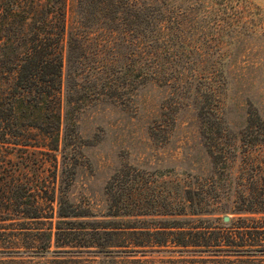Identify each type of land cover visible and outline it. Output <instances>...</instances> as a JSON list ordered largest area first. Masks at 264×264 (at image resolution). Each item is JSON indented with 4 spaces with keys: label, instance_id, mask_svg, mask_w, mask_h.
<instances>
[{
    "label": "trees",
    "instance_id": "trees-1",
    "mask_svg": "<svg viewBox=\"0 0 264 264\" xmlns=\"http://www.w3.org/2000/svg\"><path fill=\"white\" fill-rule=\"evenodd\" d=\"M216 1L74 0L68 22V0H0V264H264V160L251 155L264 115L248 107L233 134L220 99L225 47L256 32L244 0ZM146 83L169 90L161 118L194 110L215 169L242 156L238 202L212 208L218 183L116 179L96 216L62 194L81 158L79 115L128 108Z\"/></svg>",
    "mask_w": 264,
    "mask_h": 264
},
{
    "label": "rangeland",
    "instance_id": "rangeland-1",
    "mask_svg": "<svg viewBox=\"0 0 264 264\" xmlns=\"http://www.w3.org/2000/svg\"><path fill=\"white\" fill-rule=\"evenodd\" d=\"M73 2H67L68 22L71 21ZM216 2L230 4L226 0ZM244 2L252 14L256 34L225 47L229 58L223 65L225 84L220 96L224 121L233 134L242 128L248 107L252 106L264 115V33L261 32L264 30V0ZM224 29L222 25L218 37L226 44L230 38L225 37L229 34ZM206 33L209 36L211 30L207 29ZM66 70L63 60L62 93ZM168 96L166 87L146 83L137 89L128 108L98 103L82 112L77 120L81 158L71 168V180H60L62 194L96 216L106 212L105 187L116 179L153 180L158 189L162 181L175 180L190 186L201 184L204 189L218 183L222 188L215 189L214 195L208 198L212 208L238 202L237 193L245 190L238 184L247 182L242 156L237 154L232 170L215 169L202 146L198 122L191 107L171 105L169 109L174 112L173 116L160 117L161 105ZM168 116L169 119L173 117L172 125ZM158 123L161 127L156 129ZM251 155L256 160H264V149ZM160 256L140 260H156Z\"/></svg>",
    "mask_w": 264,
    "mask_h": 264
},
{
    "label": "water",
    "instance_id": "water-1",
    "mask_svg": "<svg viewBox=\"0 0 264 264\" xmlns=\"http://www.w3.org/2000/svg\"><path fill=\"white\" fill-rule=\"evenodd\" d=\"M228 219H229L228 216H223L222 217V222L227 223L228 222Z\"/></svg>",
    "mask_w": 264,
    "mask_h": 264
}]
</instances>
